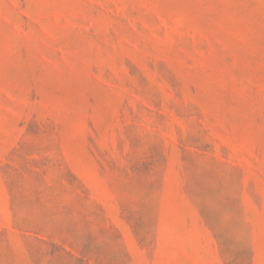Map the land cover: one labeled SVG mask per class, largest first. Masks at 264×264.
Masks as SVG:
<instances>
[{"label":"rangeland","instance_id":"rangeland-1","mask_svg":"<svg viewBox=\"0 0 264 264\" xmlns=\"http://www.w3.org/2000/svg\"><path fill=\"white\" fill-rule=\"evenodd\" d=\"M0 264H264V0H0Z\"/></svg>","mask_w":264,"mask_h":264}]
</instances>
